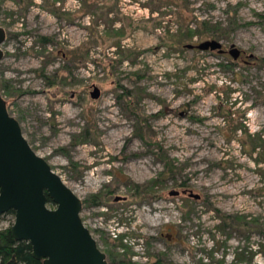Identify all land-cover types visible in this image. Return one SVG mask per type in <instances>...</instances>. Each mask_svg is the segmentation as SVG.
Here are the masks:
<instances>
[{
  "label": "rangeland",
  "instance_id": "374dc122",
  "mask_svg": "<svg viewBox=\"0 0 264 264\" xmlns=\"http://www.w3.org/2000/svg\"><path fill=\"white\" fill-rule=\"evenodd\" d=\"M0 26V93L108 264H264V0H0Z\"/></svg>",
  "mask_w": 264,
  "mask_h": 264
},
{
  "label": "water",
  "instance_id": "95a60500",
  "mask_svg": "<svg viewBox=\"0 0 264 264\" xmlns=\"http://www.w3.org/2000/svg\"><path fill=\"white\" fill-rule=\"evenodd\" d=\"M6 39L7 33L0 26V64L5 58L2 45ZM186 48L224 53L222 42L217 40ZM230 54L234 59L240 56L235 46ZM91 97L98 100L101 90L94 87ZM11 211L15 213L11 227L14 239L29 243L33 257L43 264H108L107 255L81 217L83 201L33 150L0 93V217Z\"/></svg>",
  "mask_w": 264,
  "mask_h": 264
},
{
  "label": "trees",
  "instance_id": "16d2710c",
  "mask_svg": "<svg viewBox=\"0 0 264 264\" xmlns=\"http://www.w3.org/2000/svg\"><path fill=\"white\" fill-rule=\"evenodd\" d=\"M188 36V38L191 37L189 34ZM48 41L50 40L47 38L43 39L44 43ZM260 147L261 145L255 144V147L252 148V150L255 149V154ZM252 150L248 151L246 149V153L252 156V154L254 153ZM49 202L51 203V201ZM96 203L100 204L101 202L96 201ZM8 214L15 217V213L13 211L9 212ZM255 225L258 226V221L255 222ZM109 255H111V253H109ZM113 261L114 263H116L115 260ZM0 264H43V261H39L33 257L32 247L29 243L17 242L11 233V228H9L0 230ZM117 264L133 263L130 260H119ZM156 264L160 263L157 262Z\"/></svg>",
  "mask_w": 264,
  "mask_h": 264
},
{
  "label": "bare ground",
  "instance_id": "6f19581e",
  "mask_svg": "<svg viewBox=\"0 0 264 264\" xmlns=\"http://www.w3.org/2000/svg\"><path fill=\"white\" fill-rule=\"evenodd\" d=\"M152 223H153V220H152ZM152 223H151V224H152Z\"/></svg>",
  "mask_w": 264,
  "mask_h": 264
},
{
  "label": "flooded vegetation",
  "instance_id": "af4514ba",
  "mask_svg": "<svg viewBox=\"0 0 264 264\" xmlns=\"http://www.w3.org/2000/svg\"><path fill=\"white\" fill-rule=\"evenodd\" d=\"M168 239H169V236H168Z\"/></svg>",
  "mask_w": 264,
  "mask_h": 264
}]
</instances>
